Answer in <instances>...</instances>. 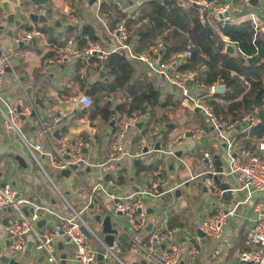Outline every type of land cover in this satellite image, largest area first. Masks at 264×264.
Here are the masks:
<instances>
[{"label":"crops","instance_id":"obj_1","mask_svg":"<svg viewBox=\"0 0 264 264\" xmlns=\"http://www.w3.org/2000/svg\"><path fill=\"white\" fill-rule=\"evenodd\" d=\"M77 1L78 0H76L77 5L81 7L79 16L75 17L72 16L71 13V10L74 9L72 6V0H51V6L54 9L53 16L61 21V26H57L54 22L51 21L44 23L43 26L49 29V31L45 33L41 32L38 29V26H40L39 23L33 21L35 27L41 32L40 35H37L34 38L36 39V42H21L23 43V45L19 44L18 46H15L12 36L15 30L19 28H26L25 24L28 25V16L30 15V10L32 9L34 4L30 0H1L0 35L2 36L3 40L8 39L11 42L13 57L16 58L17 61V66H15L14 69L20 76V81H17L12 72H7L5 74L7 75L8 86L3 87L2 94L4 95L5 101L2 104L5 108H7V105L13 103L17 97L24 96L23 86H25L27 87V92L31 94L34 99L35 95H39L41 97L43 105H39L36 102L35 103L38 105V112L40 109L43 113L40 114L43 117V120L49 123L52 121V117L57 112V110L65 107L68 104V100L70 98L84 92L88 93L92 97L94 104L86 110L80 109V111L78 112H76L75 110L67 119L68 122L63 127V130L64 132H78L89 139L93 143L89 154L94 161H100L101 159H106L108 157L111 148V134L109 138L107 137V133L105 134V136H102L100 134L97 140L95 135L97 134V132L100 133V130L98 129L99 127L94 124V121L100 119V124L109 125L111 127L112 134H114L119 130L122 119L127 117V115L121 116L119 112L116 113V116L119 118L117 119V121L113 119L111 122H108L103 120L100 116H97L94 119L91 117V112L95 109V103H98L100 105L109 103L111 107H115L118 103L117 96L114 93L105 92L103 94L94 95L91 92L93 90L94 84L102 81H112V77L108 74V67L106 68L105 64L108 63L109 55L112 52L116 51L117 44L112 36V31L120 21L115 23L111 17L109 18L106 13L101 11L100 5L103 0H96L92 4H90V0L89 2H87V0H83L81 4L79 3V1ZM112 1L118 3L121 7V2L125 0ZM182 1L186 2V0ZM3 3H7L8 10H5L3 8ZM260 5V3H258L257 5H252L250 3L248 7L249 9L257 10L258 13L264 17V9L262 7H259ZM245 6H242V8L238 10L236 9V11H248ZM140 8L141 6H137L136 15L139 13ZM122 10L128 14V16L125 18L133 17L130 13L125 11V9ZM237 14L239 15L240 12H237ZM72 18H74L76 21H73ZM17 22H19V24H17ZM210 22L212 21L209 20V28L213 29ZM86 24H90L98 36V39L95 41L88 39V44L91 42H98L103 49V53L100 52L99 55H103V57L101 58L100 56H95L88 62L78 57L65 61L60 65L53 66L52 64H50L49 59L60 53V51L63 49L77 50L83 49L88 46L87 44L85 47H82L78 43V37H80L81 30ZM69 25H71V27ZM1 26H3V28H1ZM28 26L30 27V24ZM134 30L135 27L133 28L132 32ZM10 31H12V34H10ZM54 35L59 37L56 40L64 42L62 46L57 45L53 40L55 37ZM136 39L137 35L135 34L133 35L132 40L138 48L139 45ZM3 40L2 43H4ZM154 41L153 44L147 49L140 50H149L150 47L157 44L158 42H161ZM169 43H164L165 49H163V53H161L159 58L163 59L162 57L165 54L166 49L169 48ZM181 53L182 52L173 53L170 57V61L175 62L178 59L180 60ZM66 62H71V66L69 67V69L65 64ZM132 64L134 65L135 69L134 79L138 78L141 75L148 74L155 80V85L161 91L163 97H166L169 94H174L175 98H177L175 94V91L177 90L176 87L174 89V86L172 85V88H168L171 84L168 85L167 81L163 79V77L153 75L142 63L132 61ZM102 70L106 71L105 77H101ZM155 76L157 77L159 83L156 81ZM29 89H31V92H29ZM68 94L71 95L68 97ZM99 96H102V99L98 102H95L96 98H98ZM177 99L181 100V102L183 101L184 106L190 108L193 114L197 116L201 114L200 112L195 111L196 108L190 105V102L186 98L183 99L179 97ZM169 108L170 107L164 108L157 106L154 109V113L159 112L162 114H167L166 110ZM141 113L147 116V120L143 122L142 128L137 127L136 130L129 133L125 141L127 149L135 152L143 142V139H146L148 142L152 141L153 133H156L157 135L154 140L155 143L156 141L161 142L162 150L160 151V153L163 155L166 154V156H169L172 154V151L175 149V147H183L184 140L188 142H194V148L192 149V152L189 151V153H187V150H180L181 155L178 156L179 162L177 163L179 169L177 173L175 172L178 179L177 184H175L174 186L165 187L160 182V186L163 188V190L160 191H163L164 193L158 198L162 196L164 197V210L162 207L155 205V202H157L156 200L158 198L146 200V209L148 215L153 214L157 211L155 209V206L160 208L157 211V214L155 213L157 216L156 223L148 222L147 226L144 229L135 231L132 235V238H130L125 232L119 231V234L115 238L114 246L110 248L112 251L111 255L106 254L107 256H105L104 260H99L98 257H96V260L98 262L97 264H160L155 260H149L146 257L145 251L142 246L147 243L148 238L153 233L158 231L167 232L173 229H178V233L175 234L173 242L176 243L181 249L179 263L181 261H184V264H254L253 262L241 263L239 261L240 252L243 249L247 248L246 241L249 225L251 224L255 216V210L252 206H249L247 204L239 205L237 207L235 215L232 217V220L229 219L228 223L226 224L223 235L218 239H210L206 236L202 237L198 234L197 231V226L201 221L215 216L219 205H224L225 207L234 206L237 202H239V200L245 198L247 193L243 190L236 189L237 183L234 177H228L222 173L219 174V177L223 182H227L230 184V189L224 190L222 197L218 199V203L213 201V198L217 199V197H213L212 195L207 193L201 180L199 181V184L196 183V185H194V187L192 188L190 192V202L187 200V195H184L183 188H189L193 180L199 179L198 177H194L197 176L202 170L199 160L201 153L205 150H209L214 155L217 154L214 152L212 146L210 145L214 130L208 125L205 116L202 115L206 122L205 128H202V130H200V133L194 132V135L192 137H194L195 139L204 137L206 142L195 143L194 139L186 136V133L189 131L188 127L178 129L173 125V123H166L169 128L160 129L158 126L154 127V115L151 114L150 109H148L144 113ZM258 114L260 117V111ZM189 115H192V113H186L185 116L189 118ZM26 121H29V119H27ZM26 121L22 127L23 134L26 137L37 135V129L34 126V119L30 118L29 123ZM113 121L114 123L112 124ZM204 129H206L207 131ZM160 131H163L165 136L167 135L168 139L166 143L163 141V139L161 141V138L159 136ZM238 131L239 128L233 130L230 129L228 135H236L238 143L243 144L246 147H250L246 143L248 141L251 142L253 138L246 137L244 136V134H239ZM87 132L88 134L85 135ZM180 138L183 139L180 140ZM105 139L108 140L106 141ZM154 148L155 147L148 148L147 153L155 151ZM145 154L146 153H144V155L138 159H142V161L146 163H151L159 159L163 160V164L159 165L160 167L158 170L141 172L138 175L137 164L140 161H137V158L128 157L124 158L122 161H120V163H118L117 166L119 167L113 173L104 175L103 169H87V171H85L84 173V177H86L85 180L89 182L90 179H95L96 177H99L101 175L102 181L100 182L105 185L108 191H113L121 194H130L133 191L137 190L139 187L152 185L154 182L161 181L163 179L165 180L168 173V169L165 168L167 163L165 161V157L163 158L160 155V157L155 160V156H151L149 157L148 161H145ZM30 159L31 156L29 155L27 148L25 147L22 140H20L19 136L13 130L4 128L2 117L0 114V181H8L14 183L20 190V193H22L24 196L32 198L39 203L48 204L53 208L58 206L59 210H66L67 207L64 203V200L61 201L60 204L55 198L51 197L48 192H45L44 185H49V180L45 177V175H41V173L43 172L37 165H35V162L31 161ZM126 159L128 160L129 164H124V161ZM170 161L171 160H169V163ZM224 161V164L227 165L228 160L225 159ZM169 165H171V163ZM129 166L134 167V180H136L135 184L128 181L129 178L127 168ZM172 168L176 169V165L172 164L171 169ZM28 171L30 172V177H27ZM122 173H124L125 175V181L122 183L116 182L115 179H118V177ZM54 183L57 186H60L55 182V180ZM66 188L67 192L70 194V190H68V187ZM177 188L180 189L179 192H176ZM48 191L50 190L48 189ZM79 191L84 192V196H86L84 197V200H87L86 203H88V191L82 188ZM199 199H204L205 201L201 202ZM259 199V196L254 195V200L256 202ZM108 201L112 202V207H109L107 205ZM168 202L169 204H171L165 207ZM106 208L108 210H113L114 203L106 193L102 192L99 194V201H93V203L90 204V208L87 211L83 212V215L87 214L90 219H92L96 227L99 228L98 224L94 221V217L98 213H102L104 215V210H106ZM6 217V213H0V234L4 236L5 240L2 244L1 251H4L5 253L7 252L6 249L8 247L6 230L7 223H4V219ZM84 219L86 220L89 228L93 231L94 228L92 227V224L85 217ZM46 222L43 224V228L45 230H52L55 226V224L52 222V219L48 218V221L46 220ZM124 224L126 225L127 222ZM181 229H188L194 234H197V237L189 238V236L185 232L181 231ZM189 240L195 243L199 250L196 255H192L189 252ZM29 241H32L31 236L28 238L27 246L22 251L18 252V254L11 257H14L21 264H49L46 258L42 257L43 253H41L37 249L35 243H32L31 247H29ZM57 243L58 247L60 243H63L65 251H69L71 248L70 245H67L65 243L63 238H60ZM88 243H90L91 247L96 251L98 247L101 246L100 241L96 237H93L92 239L88 238ZM167 246V241H162L156 246V252L164 250ZM61 251L62 250H60L59 248V255ZM72 255L73 254L71 252L68 253L67 264H77L72 260ZM0 264L6 263H4L0 259ZM61 264H63L62 259Z\"/></svg>","mask_w":264,"mask_h":264},{"label":"built area","instance_id":"obj_2","mask_svg":"<svg viewBox=\"0 0 264 264\" xmlns=\"http://www.w3.org/2000/svg\"><path fill=\"white\" fill-rule=\"evenodd\" d=\"M190 5L205 8L209 19L221 29L241 23L250 22L254 28V37H261L264 41V17L257 10L249 9L250 0H241L242 6L248 11H236L234 0H186ZM138 7L144 5L146 0H135ZM264 9V0H259ZM1 4V0H0ZM31 13L38 15H46L47 8L43 5L34 4ZM240 12V15L237 14ZM30 13V14H31ZM74 21L75 19L72 18ZM76 21V20H75ZM30 29L19 28L15 30L12 38L15 46L21 42L31 43L33 39L40 35L41 32L35 27L33 20L28 16V25ZM141 24V22L139 23ZM131 31L127 26V18H123L112 31V36L116 41V50L124 51L132 61L142 63L153 75L163 77L169 84L180 90L182 98L187 99L194 108L199 107L204 113L208 125L218 132L219 137L225 144L228 164L223 165L222 174L228 177H234L236 180V189L243 190L247 193L244 199L239 200L234 206L225 207L219 205L215 216L201 221L197 226L210 239H218L223 235L226 224L242 204L252 206L255 210V216L249 225L247 235V248L243 249L239 255V261L253 262L254 264H264V136L257 139V142L250 147L238 143L237 136L228 135L229 130L239 128L238 133L251 137L252 128L260 122L259 111L256 106L253 111L234 120H223L213 109L209 100L219 93L215 87L224 84L218 80L206 86L198 78L197 69L179 70L178 66L188 62L192 58V50L186 49L180 54L181 59L176 60L175 67L172 66L173 61H166L160 57V51L165 49L163 42L150 47L149 50H138L136 44L132 40ZM226 42H231L228 37L223 36ZM237 49L239 47L236 46ZM0 114L5 129L13 130L22 140L27 148L31 161L35 162L45 177L54 184L60 193L66 205V210H56L45 203H39L30 197L20 193L18 187L12 182L0 181V213L7 215V239L8 247L7 256H13L22 251L28 243L31 236L33 244L37 249L45 255L49 264H61L59 255L58 240L63 238L67 245L71 248L72 260L77 264H94L97 257V251L88 244V238L82 230L84 225L91 232L93 237L99 241L96 232L91 230L83 217V212L90 208V204L99 201V193H106L114 203L113 210L106 211L111 214L113 227L120 232H125L130 238L135 231L144 229L148 222V212L146 209V200L155 199L164 192L160 191V181L154 182L152 185L139 187L130 194H121L108 191L105 185L98 181L93 185H89L84 177L87 169H103L105 164L118 165L126 157L140 158L144 155L146 148L155 147L156 133H153L152 141L148 142L143 139L139 148L132 152L126 148L125 141L131 131L138 127L139 122H145L147 116L139 111H134L127 117L123 118L119 130L111 135L110 151L104 162L94 161L89 155L92 148V142L78 132H64L63 127L66 120L77 109L86 110L94 104L92 97L88 93H81L68 100V104L57 110L53 115L51 122H45L38 112V105L31 94L27 92V87L23 86L24 96L17 97L13 103L3 106L5 98L2 94L3 77L7 73V68H11L15 79L20 81V76L14 69L11 56L6 52L2 40L0 39ZM103 53L98 42H91L83 49H63L49 59L52 65H60L65 61L75 58H82L85 61L91 60L95 56ZM200 69H205L206 65L199 64ZM201 89L203 93L196 94V90ZM207 90L205 93L204 90ZM225 92V91H224ZM223 92V93H224ZM33 118L37 135L26 137L23 134L22 127L27 119ZM87 149V152L85 151ZM200 162L202 170L194 178H201L202 184L207 193L213 197L220 199L224 193L219 184L215 181L213 175L217 173L214 154L205 150L201 153ZM49 168L61 171L69 170V175L63 177L71 178L80 188L73 191L85 189L89 193V202L84 204L78 210L67 198L64 191L54 183ZM203 167H206L204 170ZM4 183V184H3ZM254 195L260 199L256 202ZM11 207V210L9 208ZM27 209L28 212L25 211ZM70 209V210H68ZM124 215L127 219L125 225L120 221L119 217ZM46 218L52 219L55 224L52 230H45L43 226H39V221ZM47 223V222H46ZM178 229L167 232L158 231L153 233L146 244L142 247L145 255L149 260H155L160 264H178L181 249L173 242L174 236ZM189 238L197 237L188 229H181ZM199 237V236H198ZM162 241H167L168 246L159 252H156V246ZM189 252L196 255L199 250L195 243L189 240Z\"/></svg>","mask_w":264,"mask_h":264},{"label":"trees","instance_id":"obj_3","mask_svg":"<svg viewBox=\"0 0 264 264\" xmlns=\"http://www.w3.org/2000/svg\"><path fill=\"white\" fill-rule=\"evenodd\" d=\"M72 16L78 17L80 7L76 0H72ZM79 3L83 0H78ZM77 1V2H78ZM89 2V0H87ZM144 7V8H143ZM102 12L111 17L115 23L128 16L118 3L112 0H103L100 5ZM209 16L205 8L190 5L187 1L169 0L157 2L155 0L146 1L141 6L136 16L127 18V26L131 31V36L137 35L138 50L147 49L153 41L167 29L174 32L184 31L188 33L189 40L193 43L192 58L178 66L179 70L197 69L198 78L206 86L221 80L227 86L224 93H216L210 100L215 112L224 120L221 113L232 116L234 120L240 117L238 111L243 105L244 108H260L261 121L252 128L251 137L261 138L264 136V41L261 37H254V28L250 22L244 21L229 25L216 33L213 29L209 30ZM141 22V24H139ZM26 28L30 29L28 25ZM138 26V27H137ZM135 30L132 32L133 28ZM41 32L47 33L49 29L45 26H38ZM57 45H63V41L54 35ZM223 36L229 38L239 49L235 55L225 53V46L228 42ZM88 39L97 40L98 36L90 24L84 25L81 30L78 43L85 47ZM190 48L188 40L169 43L163 55V60L170 61L173 53H180ZM244 60L241 61L240 58ZM205 64L206 68L200 69L199 64ZM108 74L112 81H102L94 84L92 94L99 95L105 92L114 93L118 103L115 107L107 104H96L91 112L94 119L100 116L105 121H117L116 113L130 115L134 111L146 112L157 106L168 108L181 104V100L175 98L174 94L163 97L161 91L155 85V80L147 75H141L134 79L135 69L132 60L124 51L112 52L108 60ZM208 90V89H207ZM205 89L204 92L206 93ZM71 94H68V97ZM219 99V100H217ZM243 116V115H242ZM161 141L167 142V135L163 131L159 134ZM165 136V138H164ZM163 160L159 159L151 163L140 161L137 164V174L158 170ZM116 182H124L125 175L122 173Z\"/></svg>","mask_w":264,"mask_h":264},{"label":"rangeland","instance_id":"obj_4","mask_svg":"<svg viewBox=\"0 0 264 264\" xmlns=\"http://www.w3.org/2000/svg\"><path fill=\"white\" fill-rule=\"evenodd\" d=\"M235 1V8L238 10L240 8H242V1L241 0H234ZM259 7H262V5H260ZM249 8V7H248ZM240 15V14H239ZM25 23V22H23ZM212 27H213V30L216 32V33H220V28L218 26L215 25V23L213 22H210ZM138 27V26H137ZM0 39L3 40L2 36L0 35ZM182 40H188L190 42V49L194 46L193 43L189 40V37H188V34L187 32H184V31H179V32H174L173 29H167L166 31L162 32L158 37L157 39L154 41V42H157V41H161V42H164V43H173V42H178V41H182ZM4 41V45L5 46V50L7 53L10 54L11 56V61H12V64L15 66H17V61H16V58L13 57V49H12V45H11V42L10 40L6 39V40H3ZM175 57V56H174ZM67 68L69 69V67L71 66V62H66L65 63ZM53 66H56V65H53ZM156 77V76H155ZM156 81L159 83L157 77H156ZM168 83V82H167ZM168 85H170L168 83ZM4 86H8L7 84V75L4 76L3 78V87ZM168 88H172V85H170ZM200 93H203V91L201 89H198L196 90V94H200ZM175 94H176V97L179 98L181 97L182 98V95H181V92L180 90H176L175 91ZM176 98V99H177ZM102 99V96H99L98 98H96L95 102H98L99 100ZM107 100V99H106ZM219 100V99H217ZM167 111V114H162V113H159V112H156L154 114V122H153V125L154 127L158 126L160 129L161 128H169L168 125L166 123H173V125L175 127H177L178 129H182V128H185V127H188L189 128V131H192L193 133L194 132H199L200 133V130H202V128H205L206 126V122L204 120V118L202 117V115H204V113L202 111H200V115H195L193 114L192 110L186 106H184L183 104V101L181 102V104L177 105V106H174V107H170L169 109L166 110ZM253 111V107H251L250 109H246L243 107V105L241 106V108L239 109L238 111V116L237 117H242V115H246L250 112ZM39 112L40 114H43L42 111L39 109ZM186 113H192V115H189V118L186 115ZM221 116L224 118V120L226 121H229L230 119H232V116L231 115H228L226 113H221ZM188 118V119H187ZM99 120V121H98ZM96 121H94V124L96 126H98L99 130H100V133L97 132V134L95 135L96 136V139L98 140L99 138V135L101 134L102 136H105V134L107 133V137L109 138L110 134L112 135V131H111V127L109 125H106V124H100V119H98ZM30 121V119H29ZM29 121H26L29 123ZM66 123L68 122V120L65 121ZM206 130V129H204ZM207 131V130H206ZM88 132L85 134L87 135ZM191 139H194L195 143H205V138L202 137V138H198V139H195L194 137H189ZM106 141L108 139H105ZM257 142V137L253 138L250 141H248L246 144L251 146V145H254L255 143ZM194 142H188L186 140H184V146L183 147H175V149L172 151V154L169 155V156H166V154H161L160 151H152L150 153H146L145 154V158L146 160L145 161H148L149 157L151 156H155V160L160 157V155L164 158L165 157V161L167 162L166 163V169L167 170V178L163 181L161 180V184H163L165 187L167 186H174L175 184H177L178 182V179L176 177V173L178 171V166H177V163L179 162V157L175 155V153L178 151V150H187V153L192 152V149L194 148ZM222 144L223 141L222 139L219 137L218 135V132H215L214 131V134L212 136V139H211V142H210V145L212 146V149L214 150L215 153L217 154H220L222 157L225 158V149L222 147ZM90 155V154H89ZM91 156V155H90ZM128 158V157H126ZM138 159V158H137ZM106 159H101L100 162H104ZM169 160L171 165L175 164L176 165V169H171V165H169ZM200 160V158H199ZM25 161V160H23ZM127 163L129 164L128 160L126 159L124 161V164ZM201 163V162H200ZM24 164H27V163H24ZM47 167L48 165L45 164ZM119 166L117 165H111V164H105L104 168H103V173L104 175L105 174H108V173H113ZM203 169L205 170L206 167H203ZM48 171L51 175L52 178H54L55 182L58 183L60 186V188L62 190H64V192L66 193V196L67 198L74 204V206L80 210L83 205L86 203L87 200H84V192H81V191H77V192H74L73 190L77 189L80 185H77L74 180H72L71 178H67V177H63L62 174H61V171L58 170V169H54V168H49L48 167ZM127 172H128V178H129V182L135 184L136 183V180L135 179V171H134V167L132 166H129L127 168ZM176 172V173H175ZM41 175H44L43 173H41ZM27 177H30V172L28 171L27 172ZM201 180V178L199 179H195L192 181L191 185L189 186V188H186L184 187L183 190H184V195L186 196L187 195V200L190 202V192L192 190V188L194 187V185L199 184V181ZM98 181H102L101 179V175L99 177H96L95 179H90L89 182L87 181L88 184L90 185H93L94 183L98 182ZM45 186V192H48V194L55 198L57 200L58 203L61 204V201H63V198L61 197L60 193L58 192V190L55 188V186L53 185V183H51L49 181V185H44ZM68 187V190H70V194L67 192V188ZM44 188V187H43ZM48 189L50 191H48ZM100 194V193H99ZM104 195V194H103ZM103 195H102V199H103ZM105 196V195H104ZM163 196L158 198L155 202V205H158L159 207H162L163 210H164V202H163ZM201 202H204L205 200L204 199H199ZM212 200V199H211ZM213 201H215L216 203H218V199H214L213 198ZM171 204V203H170ZM169 202L167 203L166 206L170 205ZM107 205L109 207H112V202L111 201H108L107 202ZM155 206V209L158 211L160 208ZM56 210H59L58 206L55 207ZM9 210H11V207L9 208ZM70 210V209H68ZM157 211L155 212L157 214ZM153 213V214H150L148 215L149 217V222H154L156 223L157 219H156V214ZM91 224H92V227L95 229V231L97 233L100 234V229L98 227H96V225L94 224V222L92 221V219H90V217L87 215V214H84L83 215ZM120 221L123 222V223H126L127 222V219L124 215L120 216L119 217ZM232 220V218H231ZM4 236L0 234V256L3 254V252L1 251L2 250V244L4 242ZM90 246L91 244L88 243ZM93 245V244H92ZM97 260L94 261V264H97Z\"/></svg>","mask_w":264,"mask_h":264},{"label":"water","instance_id":"obj_5","mask_svg":"<svg viewBox=\"0 0 264 264\" xmlns=\"http://www.w3.org/2000/svg\"><path fill=\"white\" fill-rule=\"evenodd\" d=\"M33 4H39V5H44L47 8V14L46 15H38L36 13H31L30 14V18L34 21V22H38L40 26H43L44 23H47L49 21L54 22L55 25L57 26H61V21L57 18H55L53 16V12L54 9L51 6V0H30ZM96 0H90V4L94 3ZM157 2H164V0H155ZM165 2H168L167 0H165ZM250 3L252 5H257L259 3V0H250ZM3 8L5 10H8V5L7 3H3ZM121 7L122 9H125V11H127L128 13H130L132 16L136 15L137 13V5L135 3V0H125L123 2H121ZM17 24H19V22H17ZM71 27V25H69ZM1 28H3V26H1ZM210 31H212L211 28H209ZM10 34H12V31H10ZM32 42H36V39H33ZM20 45H23V43H20ZM1 52V51H0ZM237 52V48L236 45L233 42H228L225 46V53L229 54V55H235ZM160 53H163V50L160 51ZM241 61L244 60L243 57L240 58ZM176 62H173L172 66L175 67L176 66ZM105 67H108V63L105 64ZM7 72H11V68L8 67ZM106 76V71L102 70L101 71V77H105ZM175 89V86H174ZM227 89V86L225 84H219L215 87V90L218 91L219 93H223L225 90ZM29 92H31V89H29ZM35 102L39 105H43V101L41 99V97L39 95H35ZM83 110V109H82ZM80 111L79 108L76 109V112ZM196 112H200V108L196 107L195 109ZM144 113V112H143ZM114 123V121L112 122V124ZM143 126V122H139L138 123V127L142 128ZM194 133L192 131H188L186 133V136L191 137L193 136ZM183 138H180V140H182ZM223 147L225 149V144H223ZM155 151H161V142L160 141H156L155 144ZM85 151L87 152V149H85ZM145 153L148 152V148H146ZM175 155L180 156L181 155V151H177L175 153ZM215 156V163H216V171L217 173L213 175L215 181L222 187V189L227 190L230 189V184L227 182H223L220 177L219 174H221L223 172V165H224V160L227 159V155L225 153V159L221 157L220 154H216ZM137 161H142V159H137ZM63 175L68 176L69 175V170H63L62 171ZM4 184V183H3ZM160 190H163V188L160 186L159 187ZM179 192L180 189L177 188L176 192ZM26 212L27 209H25ZM104 215L102 213H98L95 217H94V221L95 223L98 224L99 229H100V234L97 233L95 231V229H93L96 234L98 235V237L102 240L101 246L98 247L97 249V257L99 260H104L105 256H107L106 254H110L112 253L111 249L114 246V242H115V238L116 236L119 234V230L115 227H113V223L111 221V214L108 213L106 210H104ZM151 212V211H150ZM118 214L121 215V212H119ZM46 222V218L42 219L39 221V226H43V224ZM4 223H7V217L4 219ZM82 230L85 232V234L87 235V237L89 239H92L93 236L91 234V232L83 225L82 226ZM198 234L202 237L205 236V234L203 232H201L200 230H198ZM33 243V241H29V247H31V244ZM59 248L61 251L60 253V258L62 259V263L63 264H67V256H68V251L64 250V245L63 243H60ZM42 257L44 258L45 255L43 254ZM0 259L6 263V264H21L19 261H17L14 257H10L7 256L5 254H2L0 256ZM179 264H184V261H181Z\"/></svg>","mask_w":264,"mask_h":264}]
</instances>
